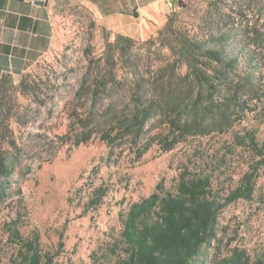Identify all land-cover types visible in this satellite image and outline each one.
I'll return each instance as SVG.
<instances>
[{
    "label": "rangeland",
    "instance_id": "374dc122",
    "mask_svg": "<svg viewBox=\"0 0 264 264\" xmlns=\"http://www.w3.org/2000/svg\"><path fill=\"white\" fill-rule=\"evenodd\" d=\"M54 17L56 46L24 73L39 84L49 80L50 87L38 92V100L46 103L11 89L21 76L9 75L7 83L14 113L27 122L19 125L15 118L10 122L22 153L13 172L0 176V264H19L8 239L12 222L24 236L37 233L42 248L50 252L56 251L61 235L64 246L55 256V264H109L121 214L130 203L149 195L160 181L173 189L183 164L210 170L213 186L222 198L255 167L258 157L248 146L237 145L232 134L244 136L249 131L264 142V0H175L172 10L149 35L132 37V58L143 66L172 63L169 49L158 37L167 21L176 30L208 39L211 47L235 57V70L230 74L234 73L241 87L237 102L230 106L229 131L215 129L206 136H191L169 150L153 143L135 161L125 144L109 157V148L98 136L79 145L71 140L48 160L55 144L42 146L37 135L50 139L70 129L68 100L89 59L107 54L108 44L119 34L72 0H62ZM216 67L223 73L220 65ZM119 72L126 73L125 69ZM247 74L252 90L245 86ZM154 126L150 134L159 131ZM13 152L9 149V155ZM252 180L251 199L227 203L219 212L217 233L223 244L250 251L264 238V164L254 170ZM97 186L106 192L94 207L89 200ZM208 250L211 256L213 248Z\"/></svg>",
    "mask_w": 264,
    "mask_h": 264
},
{
    "label": "trees",
    "instance_id": "16d2710c",
    "mask_svg": "<svg viewBox=\"0 0 264 264\" xmlns=\"http://www.w3.org/2000/svg\"><path fill=\"white\" fill-rule=\"evenodd\" d=\"M158 37L169 49L172 63L143 66L132 58L133 38L122 34L108 44L107 54L89 59L68 100L70 129L50 139L37 135L42 146L55 144L49 161L63 144L72 140L73 145H79L94 136L107 145L109 157L116 147L125 144L135 161L153 143L169 150L191 136H206L215 129L229 131L230 106L235 105L241 90L234 73L230 74L235 70V57L211 47L208 39L176 30L168 21ZM246 78L245 86L252 90L251 76L247 74ZM8 82V74L0 75L3 177L13 172L22 153L10 122L14 118L19 125L27 122L14 113ZM49 85L48 79L39 84L23 73L17 87L12 85L11 89L44 105L45 101L38 100V92ZM153 124L159 131L150 134ZM232 137L237 145L248 146L258 157L255 167L244 173L237 186L222 198L213 186L210 170L183 164L173 189L160 181L149 195L130 203L121 214V229L110 248L113 259L109 264H264V238L250 251L223 244L217 236L219 212L227 203L251 199L254 170L264 164V142L257 141L249 131L244 136L233 133ZM9 149L15 154L9 155ZM105 192L102 186L94 187L89 203L96 207ZM8 225V239L19 264H55V256L64 246L61 235L56 251L50 252L42 248L37 233L24 236L15 222ZM209 248H213L211 256Z\"/></svg>",
    "mask_w": 264,
    "mask_h": 264
},
{
    "label": "crops",
    "instance_id": "0c3cea01",
    "mask_svg": "<svg viewBox=\"0 0 264 264\" xmlns=\"http://www.w3.org/2000/svg\"><path fill=\"white\" fill-rule=\"evenodd\" d=\"M116 33L149 35L175 0H72ZM62 0H0V75L20 77L56 46L55 9Z\"/></svg>",
    "mask_w": 264,
    "mask_h": 264
}]
</instances>
